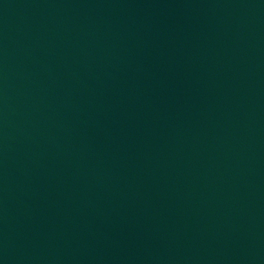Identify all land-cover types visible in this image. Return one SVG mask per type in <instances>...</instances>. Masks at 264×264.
<instances>
[{"label": "water", "instance_id": "1", "mask_svg": "<svg viewBox=\"0 0 264 264\" xmlns=\"http://www.w3.org/2000/svg\"><path fill=\"white\" fill-rule=\"evenodd\" d=\"M0 264H264V0H0Z\"/></svg>", "mask_w": 264, "mask_h": 264}]
</instances>
